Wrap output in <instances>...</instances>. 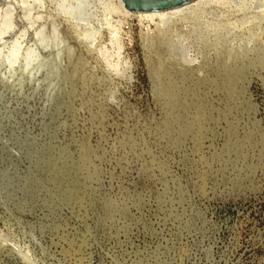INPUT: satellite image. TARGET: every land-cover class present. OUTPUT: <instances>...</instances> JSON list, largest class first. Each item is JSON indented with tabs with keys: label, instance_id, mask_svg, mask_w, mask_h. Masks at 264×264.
I'll return each mask as SVG.
<instances>
[{
	"label": "rangeland",
	"instance_id": "rangeland-1",
	"mask_svg": "<svg viewBox=\"0 0 264 264\" xmlns=\"http://www.w3.org/2000/svg\"><path fill=\"white\" fill-rule=\"evenodd\" d=\"M200 3L175 13L166 40L148 19L103 26L100 46L117 26L134 68L127 81L112 74L114 96L99 46L68 15L70 63L42 48L28 84L37 63L22 48L15 76L0 74V229L40 264H264V22L256 0ZM109 6L99 14L120 18ZM178 37L179 49L200 46L196 63L174 57ZM0 264L33 263L0 239Z\"/></svg>",
	"mask_w": 264,
	"mask_h": 264
},
{
	"label": "bare ground",
	"instance_id": "bare-ground-1",
	"mask_svg": "<svg viewBox=\"0 0 264 264\" xmlns=\"http://www.w3.org/2000/svg\"><path fill=\"white\" fill-rule=\"evenodd\" d=\"M201 2L204 6L213 4V0H189L185 3L176 4L171 8L162 9H132L128 7L125 0H58L57 11L53 10L46 0H0V74L3 78H13L16 71V62L19 60L18 53L22 48H25V53L30 54L34 52V59L36 60L33 65V70L30 69L31 73H27L26 83L31 84L34 80H37V84L40 82V74L44 68L43 62V49L58 50V58L62 61V67L65 66L66 62H71V59L79 50L78 38L74 37L72 32L62 21L63 16H70L75 19L83 28L86 29L82 32V39L89 45L90 48L95 49L99 46L102 55L105 58L109 68L103 71V77L109 79L108 90H110L114 96L117 91L116 79L119 80H130L133 77L131 73L134 68L131 61L125 56V46L121 43L119 38V28L115 26L109 30L112 33L111 43L103 44L100 46V39L102 36L103 26L106 24H120L126 21L128 18L138 17L140 20L148 19L155 21L156 27L153 31L159 29L161 31L163 40L167 38V27L171 24L174 27L175 32L179 30L182 22L175 20V13L183 11L184 6L191 2ZM220 2V0H216ZM103 4L110 3L113 10L120 14V18L113 19L114 12H105L99 14L96 10ZM111 6L107 8L110 9ZM255 9L258 11L260 16L259 22H264V0H256ZM65 14V15H64ZM101 15V16H100ZM62 16V17H61ZM46 19L50 20V25L53 29L52 34L47 33V28L50 26H40L41 21ZM256 21V19H255ZM254 19L249 20V23L255 22ZM43 23V22H42ZM48 26V27H47ZM36 28L35 34L28 35V31ZM112 30V31H111ZM206 30V29H205ZM19 31V33H16ZM264 32L262 36L264 39ZM114 37H116L114 39ZM222 38V36H221ZM176 45L172 48L173 55L175 58L182 59L188 65H192L197 62L201 48L197 43H193L190 49H179L178 44L182 41L179 37L175 40ZM165 43V42H164ZM249 41L246 42V45ZM235 47V44L232 45ZM242 47V48H241ZM243 53L247 54L249 49L241 46ZM198 48L197 53H193V49ZM263 58V57H262ZM264 60V59H262ZM1 65L5 67V70L1 69ZM61 70V67L58 71ZM114 73V74H113ZM115 75L114 76H112ZM58 79V85H55L50 89L47 97H44L45 103L53 105L56 98L64 94V87L61 85ZM232 92V87L228 89V95ZM50 105V106H51ZM210 132L214 133L213 128H210ZM248 142L244 152H247ZM216 151L218 149L216 148ZM221 155V153H220ZM212 171L214 172V166L212 165ZM86 173V171H85ZM196 195H200V189H196ZM188 218V217H187ZM20 225L25 228L24 221L18 219ZM237 226V224H235ZM0 239L5 243L10 244L13 248L18 251L20 256H24L27 260L33 264H40L38 260L24 248V246L16 239L5 234L0 229ZM234 242V236H231V242ZM232 247V245H231Z\"/></svg>",
	"mask_w": 264,
	"mask_h": 264
},
{
	"label": "water",
	"instance_id": "water-1",
	"mask_svg": "<svg viewBox=\"0 0 264 264\" xmlns=\"http://www.w3.org/2000/svg\"><path fill=\"white\" fill-rule=\"evenodd\" d=\"M189 0H125L128 7L138 9H162L171 8L176 4L185 3Z\"/></svg>",
	"mask_w": 264,
	"mask_h": 264
},
{
	"label": "built area",
	"instance_id": "built-area-1",
	"mask_svg": "<svg viewBox=\"0 0 264 264\" xmlns=\"http://www.w3.org/2000/svg\"><path fill=\"white\" fill-rule=\"evenodd\" d=\"M72 1V0H71ZM236 1H239V0H236ZM73 2V1H72ZM109 6V3L108 4H104V8H107ZM99 8V7H98ZM97 12H98V9L96 10ZM99 13V12H98ZM250 25H252V23H249V22H247L246 24H245V26H250ZM261 27H262V29H263V32H264V23L261 25ZM225 30V33L222 35V38H229V37H231L232 35H233V31H232V29H229V28H225L224 29ZM262 34V33H261ZM264 35V34H263ZM260 40L262 41V44H263V47H262V49H264V39H263V36H261L260 37ZM250 41V40H249ZM247 49H250V47L249 48H247Z\"/></svg>",
	"mask_w": 264,
	"mask_h": 264
},
{
	"label": "crops",
	"instance_id": "crops-1",
	"mask_svg": "<svg viewBox=\"0 0 264 264\" xmlns=\"http://www.w3.org/2000/svg\"><path fill=\"white\" fill-rule=\"evenodd\" d=\"M6 210H8V209H6Z\"/></svg>",
	"mask_w": 264,
	"mask_h": 264
}]
</instances>
